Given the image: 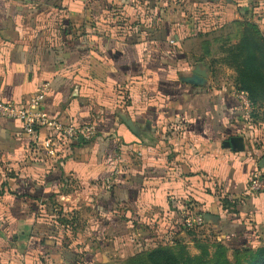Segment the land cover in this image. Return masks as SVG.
Returning a JSON list of instances; mask_svg holds the SVG:
<instances>
[{
    "label": "crops",
    "instance_id": "1",
    "mask_svg": "<svg viewBox=\"0 0 264 264\" xmlns=\"http://www.w3.org/2000/svg\"><path fill=\"white\" fill-rule=\"evenodd\" d=\"M218 6L264 36V0H0V99L46 89L51 117L97 130L56 145L0 119V264H105L129 223L149 241L184 237L185 203L226 245L264 240V193L247 192L264 172V122L230 83L184 81L206 71L196 52L213 34L186 35L187 15Z\"/></svg>",
    "mask_w": 264,
    "mask_h": 264
},
{
    "label": "rangeland",
    "instance_id": "2",
    "mask_svg": "<svg viewBox=\"0 0 264 264\" xmlns=\"http://www.w3.org/2000/svg\"><path fill=\"white\" fill-rule=\"evenodd\" d=\"M189 2V0H187ZM191 3V2H190ZM192 4V3H191ZM239 10V11H238ZM228 10H225L218 6L216 8H205L199 7L191 14H188V19H190V29H187L186 35H202L203 33L212 34L210 37L209 45L206 41V45L203 44V48L207 53H202V49L198 48L196 55L198 56L197 61H201V66L206 69V74L212 79V81H225L226 83H230L232 85L235 73L232 69L225 66L221 59V49L223 45L228 42L227 39L231 43H234L238 35L240 33L241 27L239 26V22H255L252 17L245 19V13L247 11L240 10L237 8L235 12L240 14V18H237L235 24L230 23L231 17L227 14ZM235 22V21H234ZM257 24V23H256ZM258 25V24H257ZM259 27V25H258ZM228 29V30H227ZM260 29V28H259ZM230 32L229 37L227 34ZM195 46H192V49H195ZM189 49V48H188ZM200 50V51H199ZM204 55L205 58H201L200 56ZM200 57V58H199ZM195 60V59H194ZM264 122V121H262ZM120 163V159H118ZM118 173L115 174L120 175L122 172L121 167L119 166L117 169ZM183 212H188L194 214L193 205L190 203H185ZM181 212V214L183 213ZM125 214V213H124ZM134 219V220H132ZM136 221L137 223H142L144 221L143 217H138L137 215L135 218L130 216L129 221ZM129 235L123 241L120 239L117 244H115L116 249H106L103 255V261L105 264H146L143 257V254L153 248L158 246L163 247H174L176 242L178 244H182L186 247V251L191 255L195 256L199 253L198 249L195 248L194 243L195 241H199V243H204L210 245L212 243L220 242L223 244L226 249V257L229 261L233 262L234 257V250L240 247H232L230 245H226L220 238L213 237L210 233H207L205 227L202 229H194V230H187L184 229L181 224V230L183 231L184 237H180L177 239L175 235L168 236V234H163L160 236H150V239L154 241L146 240L147 237H143L142 235H131V223H129ZM147 232V231H146ZM132 245V246H131ZM260 246H264V240H262L258 245L249 248H257ZM83 259V257H82ZM85 261L79 262V264H84Z\"/></svg>",
    "mask_w": 264,
    "mask_h": 264
},
{
    "label": "trees",
    "instance_id": "3",
    "mask_svg": "<svg viewBox=\"0 0 264 264\" xmlns=\"http://www.w3.org/2000/svg\"><path fill=\"white\" fill-rule=\"evenodd\" d=\"M238 24L241 27L238 38L234 43L227 39L221 49V61L235 73L233 89L246 94L252 108L249 115L252 122H261L264 121V36L255 22ZM223 204L232 206L230 203ZM59 221L65 223L63 218ZM194 246L199 251L195 256L176 242L174 247L153 248L142 258L146 264H264V246L235 249L233 262L227 259V249L220 242L207 245L195 241Z\"/></svg>",
    "mask_w": 264,
    "mask_h": 264
},
{
    "label": "built area",
    "instance_id": "4",
    "mask_svg": "<svg viewBox=\"0 0 264 264\" xmlns=\"http://www.w3.org/2000/svg\"><path fill=\"white\" fill-rule=\"evenodd\" d=\"M45 96L46 89H37L20 104L6 103L0 99V119L18 120L22 131L26 135L35 137L36 140L38 139L39 130H45L50 134V139L45 141L56 145L69 146L76 143L79 138L85 141L93 139L97 133L94 125L88 123L77 128L51 117L42 107ZM235 96L240 107L249 116L252 108L246 94L235 91ZM247 192L264 193V172H259L251 178L247 186ZM180 224L187 230L202 229L206 225V220L201 214L183 212L180 216Z\"/></svg>",
    "mask_w": 264,
    "mask_h": 264
},
{
    "label": "water",
    "instance_id": "5",
    "mask_svg": "<svg viewBox=\"0 0 264 264\" xmlns=\"http://www.w3.org/2000/svg\"><path fill=\"white\" fill-rule=\"evenodd\" d=\"M211 1H219V0H211ZM206 76H207L206 71L200 70V69H195V70H193L192 76L185 78L184 81L186 83L193 84V85H201L205 82ZM125 123L128 126H130V123L128 121H125ZM79 141L82 142V138H79Z\"/></svg>",
    "mask_w": 264,
    "mask_h": 264
}]
</instances>
